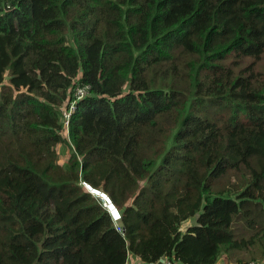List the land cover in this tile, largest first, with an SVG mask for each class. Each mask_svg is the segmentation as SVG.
I'll return each mask as SVG.
<instances>
[{"label": "trees", "instance_id": "1", "mask_svg": "<svg viewBox=\"0 0 264 264\" xmlns=\"http://www.w3.org/2000/svg\"><path fill=\"white\" fill-rule=\"evenodd\" d=\"M263 57L264 0H0V264L264 259Z\"/></svg>", "mask_w": 264, "mask_h": 264}, {"label": "rangeland", "instance_id": "2", "mask_svg": "<svg viewBox=\"0 0 264 264\" xmlns=\"http://www.w3.org/2000/svg\"><path fill=\"white\" fill-rule=\"evenodd\" d=\"M245 64H246L245 65V68L242 71H248L247 69L250 66H253L254 65V68H255V71H256V73L254 74L255 78H257L260 74H262V78H263V81H264V57L259 62H257V63H251V60H250V61H248ZM232 67H234V66L232 65ZM236 71H238V70L236 69ZM64 136L67 138V131L64 133ZM57 151H58V153L60 155L59 163L61 165H65L68 162L69 158L71 157V154H72L71 148L69 146H66V145H59L57 147ZM82 186L84 187V189L87 192H91L88 189V187L85 185V183H82ZM95 197L100 198L101 200H103L101 196L95 195ZM196 220H197V217L196 218H193L191 220L185 221L184 223H182V225L180 227L181 228V232L182 233H186L187 229H189L191 226H194L196 224ZM239 256L241 258L243 257L242 260L248 261L245 264H250V263H258V264L261 263V264H264V259L258 258L256 260H252V254H244V255L239 254ZM226 259H227L226 256H223L220 259L221 262H222V264H237L236 261H235L236 258H233L232 257L233 261H231L229 259L228 262H225Z\"/></svg>", "mask_w": 264, "mask_h": 264}, {"label": "built area", "instance_id": "3", "mask_svg": "<svg viewBox=\"0 0 264 264\" xmlns=\"http://www.w3.org/2000/svg\"><path fill=\"white\" fill-rule=\"evenodd\" d=\"M89 92H87V90L85 89H80L78 90V93H77V97L78 99H76L72 104H71V108H70V111L72 112L74 109H75V105L76 103L83 99L85 96L88 95ZM70 112V113H71ZM70 113H67L66 112V117L67 119H69L70 117ZM66 126H68V121L66 122ZM105 206L106 207H109L108 204L105 203ZM114 221L116 222V229L117 231H119L120 233H124L123 231V228L121 227V225L119 224V221H121V215H118V216H114ZM163 261V264H177L175 262L174 259H170L168 257H164L162 259H160L159 261H157L156 263H151V264H158L160 261ZM129 262L127 264H145L140 258H137L136 256H133L132 254H129ZM178 264H181V263H178ZM250 264H258V263H250ZM261 264V263H260Z\"/></svg>", "mask_w": 264, "mask_h": 264}, {"label": "water", "instance_id": "4", "mask_svg": "<svg viewBox=\"0 0 264 264\" xmlns=\"http://www.w3.org/2000/svg\"><path fill=\"white\" fill-rule=\"evenodd\" d=\"M87 187H89L90 188V190H91V193H93V194H95V195H97V196H101L102 197V199H105L111 206H112V201L110 200V198L106 195V194H104L103 192H101V191H98V190H95L94 188H92L90 185H87V184H85ZM114 205V204H113ZM116 209V208H115ZM115 209H114V207H112V210L113 211H115ZM158 264H163V261L161 260Z\"/></svg>", "mask_w": 264, "mask_h": 264}, {"label": "clouds", "instance_id": "5", "mask_svg": "<svg viewBox=\"0 0 264 264\" xmlns=\"http://www.w3.org/2000/svg\"><path fill=\"white\" fill-rule=\"evenodd\" d=\"M86 184V183H85ZM88 185V184H87ZM88 189L90 190V188L88 187ZM96 190V189H95ZM91 191V190H90ZM99 191V190H98ZM93 194V193H92ZM105 194V193H104ZM93 195H95V194H93ZM103 201L106 203V204H108L109 205V207H107L108 209H109V211H110V213H111V215H112V217H113V220H114V216H118V215H121L120 214V212L117 210V208L112 204V206L114 207V208H116L115 210H116V212H117V214H115L114 213V211L112 210V206L105 200V199H103ZM133 255V254H132ZM133 256H135V255H133ZM138 258V257H137ZM128 260H129V255H128ZM129 261H127V263H128Z\"/></svg>", "mask_w": 264, "mask_h": 264}, {"label": "bare ground", "instance_id": "6", "mask_svg": "<svg viewBox=\"0 0 264 264\" xmlns=\"http://www.w3.org/2000/svg\"><path fill=\"white\" fill-rule=\"evenodd\" d=\"M113 207V206H112ZM115 209V208H114ZM118 210V209H117ZM119 211V210H118ZM115 214H117L116 210L114 211Z\"/></svg>", "mask_w": 264, "mask_h": 264}, {"label": "crops", "instance_id": "7", "mask_svg": "<svg viewBox=\"0 0 264 264\" xmlns=\"http://www.w3.org/2000/svg\"><path fill=\"white\" fill-rule=\"evenodd\" d=\"M218 264H222V263L220 262V263H218Z\"/></svg>", "mask_w": 264, "mask_h": 264}]
</instances>
